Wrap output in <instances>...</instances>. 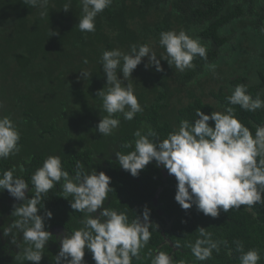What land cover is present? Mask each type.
<instances>
[{
  "label": "trees",
  "instance_id": "obj_1",
  "mask_svg": "<svg viewBox=\"0 0 264 264\" xmlns=\"http://www.w3.org/2000/svg\"><path fill=\"white\" fill-rule=\"evenodd\" d=\"M67 2L50 0L49 14L41 18L40 10L24 0H0V101L4 103L0 116H10L21 133V150L0 160V175L14 169L28 183L26 196L31 199L30 178L50 155L61 157L70 176L76 175L77 162L86 174L93 169L106 172L114 190L105 207L125 212L129 221L136 215L142 218L145 207L150 209L151 239L133 264H151L158 250L185 264H240L237 240L243 242L245 252L258 249V264H264V204L254 205L252 211L247 206L227 213L221 210L218 218L205 216L195 206L183 210L175 201L174 175L164 177V169L153 161L133 177L120 168L115 155L134 150L138 129L146 134L151 127L163 140L182 120L198 119L197 110L211 115L232 107L253 135L257 125L264 126V109L248 112L226 100L240 84L248 86L253 99L258 94L264 99V0H113L96 17L95 32L78 28L80 0H71L70 10L65 12ZM181 29L206 46L207 60L196 57L195 67L184 72L161 60L163 71L157 72L154 66L145 68L149 61L144 58L129 78L143 112L132 121L117 114L120 127L112 135L102 136L97 125L107 113L96 97L107 84L102 53L114 49L128 53L133 44H147L161 58L165 49L159 44L160 33ZM51 30L58 35L51 37ZM84 70L90 72L86 80L80 75ZM184 92L191 99L187 104L180 98ZM173 101H181V107ZM128 143L131 148L124 147ZM62 183L43 195L38 214L46 208L75 211L70 205L72 197H63ZM22 203L7 190L0 192V254L11 261L7 264H31L17 260L16 251L2 248L12 238L3 231L17 219L12 216L13 205ZM83 219L82 212L69 218L68 224L75 227L69 233L82 227ZM199 227L211 232L213 240L226 242L219 254L213 252L212 259L204 262L196 260L188 246L199 237ZM13 235L18 241L23 236L18 230ZM49 251L44 264H55L59 251ZM94 262L86 250L84 264Z\"/></svg>",
  "mask_w": 264,
  "mask_h": 264
},
{
  "label": "clouds",
  "instance_id": "obj_2",
  "mask_svg": "<svg viewBox=\"0 0 264 264\" xmlns=\"http://www.w3.org/2000/svg\"><path fill=\"white\" fill-rule=\"evenodd\" d=\"M25 4L40 10L41 18L48 16L50 0H24ZM82 16L78 28L81 32H95V20L98 14L110 7L113 0H80ZM71 0L63 6V11L70 10ZM58 35L51 30V37ZM159 44L165 49L161 58L147 44H133L130 52L119 49L105 50L101 56L106 87L96 93L102 101V108L107 115L101 117L97 125L102 136L112 135L120 127L121 121L115 118L122 114L124 120L132 121L143 107L138 101L135 89L130 82L134 70L148 58L145 68L155 67L162 72L161 60L167 61L180 72L195 67L196 57L207 60V48L199 38H193L185 30H168L160 33ZM88 63L87 59L83 61ZM122 73L123 79L120 78ZM86 80L90 75L87 70L80 72ZM127 82V83H125ZM230 105H238L242 110L256 112L264 109V99L259 94L255 99L248 94V86L237 85L232 94L226 97ZM4 103L0 101V110ZM194 122L182 120L178 129L170 132L166 139L159 140L158 133L148 127L146 134L142 129L134 132L135 147L128 154L116 152L120 168L138 177L151 162L163 166L177 181L175 201L183 210L193 206L205 216L218 218L221 210L225 213L233 208L264 204V126L257 125L255 134L236 116L235 110L228 107L224 112L213 111L211 115L201 110L196 111ZM214 122V127L210 126ZM152 138V139H150ZM21 133L10 116H0V160L15 156L21 150ZM124 147L131 148L132 144ZM83 165L77 162L76 175L70 176L64 170L61 157L50 155L31 176L34 195L26 196L28 183L9 169L0 175V192H7L16 201L12 216L17 217L4 231V236L11 235V244L17 245L14 230L23 234L22 249L17 260H27L31 264H40L44 249L51 236L46 230V220L53 217L51 211L43 216L38 214L43 195L63 181L64 199L70 201L71 208L84 213L82 227L72 233L66 232L60 237L61 247L55 256V264H84L86 250L92 253L96 264H133L140 259V251L151 239L150 209L145 207L136 219L129 221L125 212H117L105 207L111 178L104 172L93 169L90 174L82 171ZM22 170V169H21ZM32 188V192H33ZM99 211V215L97 211ZM199 237L189 248L196 260L204 262L212 259L213 252L219 254L225 241L212 239V233L203 227L196 231ZM236 251L240 252V264H258L261 255L258 249L245 252L243 242L237 240ZM231 251L228 255L231 256ZM149 256L152 253L149 252ZM151 264H185L176 261L163 251H157Z\"/></svg>",
  "mask_w": 264,
  "mask_h": 264
},
{
  "label": "flooded vegetation",
  "instance_id": "obj_3",
  "mask_svg": "<svg viewBox=\"0 0 264 264\" xmlns=\"http://www.w3.org/2000/svg\"><path fill=\"white\" fill-rule=\"evenodd\" d=\"M263 96V95H262ZM107 175V173L105 172ZM111 195V194H110ZM109 195V196H110ZM115 198V196H113ZM111 196L108 197V199L105 201H110ZM47 211H51L53 213V217L50 220H46V230L49 231L53 236L50 237L48 244L46 245L44 252H43V259L40 262V264H44L45 260L48 259V256L50 255V250H53V252H58L61 244H60V237L63 236L66 232H70L69 230L75 227L70 226L69 223V218H74L75 216H78L81 212H76V211H71L69 209H63V210H47L43 209L40 213V215H44ZM99 211H97L96 215H99ZM67 213V214H66ZM84 214V213H83ZM23 244V236L20 241L17 240V245H22ZM17 245H10V242H7V244L3 245L2 248H6L12 251H16L17 255H19L22 251L20 247ZM173 247V245H172ZM89 260V258H88ZM11 263V261L4 259L3 254H0V264H7ZM18 264H22L19 262ZM47 264V263H46ZM96 264V262H94Z\"/></svg>",
  "mask_w": 264,
  "mask_h": 264
},
{
  "label": "rangeland",
  "instance_id": "obj_4",
  "mask_svg": "<svg viewBox=\"0 0 264 264\" xmlns=\"http://www.w3.org/2000/svg\"><path fill=\"white\" fill-rule=\"evenodd\" d=\"M245 47H248L247 41H245ZM236 71H237V69H236ZM233 73H234V71H233ZM180 98L183 100V104H185V103L187 104L191 100V99H189V93L188 92H184ZM179 102H181V101H173L174 106L181 107ZM151 104H152V102H150V105Z\"/></svg>",
  "mask_w": 264,
  "mask_h": 264
},
{
  "label": "water",
  "instance_id": "obj_5",
  "mask_svg": "<svg viewBox=\"0 0 264 264\" xmlns=\"http://www.w3.org/2000/svg\"><path fill=\"white\" fill-rule=\"evenodd\" d=\"M160 167L163 168L162 165H161ZM163 169H164V168H163ZM163 174H164V177H166V178H167V177H170V175L168 174V172H167L165 169L163 170Z\"/></svg>",
  "mask_w": 264,
  "mask_h": 264
}]
</instances>
